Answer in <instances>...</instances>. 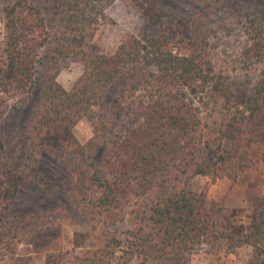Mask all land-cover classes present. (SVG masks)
Returning <instances> with one entry per match:
<instances>
[{"label": "trees", "instance_id": "trees-1", "mask_svg": "<svg viewBox=\"0 0 264 264\" xmlns=\"http://www.w3.org/2000/svg\"><path fill=\"white\" fill-rule=\"evenodd\" d=\"M111 1L2 0L0 242L18 235L11 231L30 202L58 195L45 174L17 171L13 150L34 147L54 155L55 174L67 171L68 210L89 225L74 231L70 250L53 264H190L195 253L242 246L252 249L248 264H264V198L249 196L242 221L222 205L203 211L189 187L195 176L237 170L247 158L238 146L264 144V69L255 79L215 70L203 18L217 13L228 29L241 23L248 51L264 60V0H190L197 8L188 13L190 36L161 1L130 0L146 16V36L129 34L114 51L90 50ZM75 58L86 73L66 89L58 76ZM128 92L136 96L124 102ZM21 109L27 116L17 125L11 117ZM104 110L116 120L130 116L113 141ZM86 116L98 121L97 139L81 143L74 126Z\"/></svg>", "mask_w": 264, "mask_h": 264}, {"label": "rangeland", "instance_id": "rangeland-1", "mask_svg": "<svg viewBox=\"0 0 264 264\" xmlns=\"http://www.w3.org/2000/svg\"><path fill=\"white\" fill-rule=\"evenodd\" d=\"M148 1L153 6L161 1L162 5L168 8L172 24L175 25L174 22H178L180 28L182 27V30L190 36L195 19L189 18V10L197 9L190 0ZM2 6L3 3L0 0V42L4 36ZM104 14L105 16L101 17L93 28V33L87 42V48L90 50L114 51L129 34L142 38L146 36L149 29L145 14L130 0H112L105 5ZM203 18L212 28L209 52L215 70L222 71L231 77L257 78L264 69V60L248 51L249 41L241 23L234 24L232 29H228L223 27L224 25H218L217 13L208 12ZM225 21L231 20L226 18ZM86 66L87 63L78 58L66 60L58 76L59 82L66 89H72L83 78ZM39 69L43 70V66ZM136 70H130L128 77L130 78L132 72ZM128 93L124 102L136 96V94ZM8 100L12 101V99ZM101 112H103L101 118L107 124L105 137L113 141L120 132V124H129L130 116L124 115L120 120H116L107 110ZM26 116L27 110L21 109L20 112L15 111L11 119L18 125L25 121ZM97 122L96 118L86 116L74 126V133L81 143H86L91 138L97 139ZM104 146L105 144L101 143L99 150L102 153L105 151ZM238 150V157L246 153L247 164L242 165L245 161L243 159L237 162V170L228 167L213 176H195L189 182V187L201 197L203 211H211L214 205H222L228 210L237 211L240 220H247L252 209L249 196L264 198V144L240 145ZM12 156L17 171L24 174L32 171L41 172L59 187V191L56 197H49L44 202L35 199L21 212L25 218L18 222L19 231L10 230L11 233L17 232L18 235L10 244L0 242V264L56 263L70 250L74 231L89 229L87 223L79 222V219L68 210L70 202L66 188L67 171L62 168L58 175L55 174L57 160L54 155L40 152L34 147H31L28 152L14 149ZM35 190L31 189L33 193ZM17 205L19 206L18 202ZM251 253L252 249L248 246L237 247L229 253L214 248L210 252L195 253L190 264H248Z\"/></svg>", "mask_w": 264, "mask_h": 264}]
</instances>
